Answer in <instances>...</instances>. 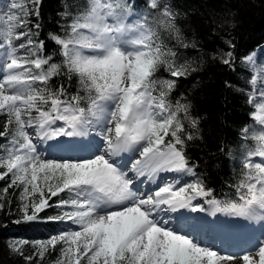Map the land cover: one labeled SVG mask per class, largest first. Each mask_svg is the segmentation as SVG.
<instances>
[{"label": "snow or ice", "instance_id": "6c2138e0", "mask_svg": "<svg viewBox=\"0 0 264 264\" xmlns=\"http://www.w3.org/2000/svg\"><path fill=\"white\" fill-rule=\"evenodd\" d=\"M41 2H12L18 13L0 16V115L7 117L0 137L8 135L9 125L15 126L11 140L2 146L7 155L0 156V169L5 170L0 180L11 174V186L23 185L22 218L15 223L43 219L39 214L47 216L46 210L54 208L59 211L48 219L78 225L79 230L62 231L35 245L43 256L62 244L66 264H81L84 258L85 264H225L238 259L218 254L191 233L178 230L171 214L179 213L176 220L183 221L186 212H208L193 203L206 198L211 215L264 219V160H251L264 158V131L254 136L256 147L243 153L242 167L247 171L237 186L238 201L209 198L211 190L185 151L186 142L198 138L185 132L183 123L191 105L168 99L175 80L153 78L161 67L171 77H187L197 70L195 61L179 63L183 54L159 40V31L164 30L174 34L180 47H198L195 40L186 41L180 34L167 0H148L150 11L140 13L129 0H88L75 15L65 5L58 15L70 17L71 22L61 25L63 35L49 32L48 39L59 46L69 77L78 75L87 93L70 98L64 84L55 89L49 85L61 73L59 64L50 63V55H40L45 47L38 39ZM30 16L36 17L35 23ZM133 16L136 19L130 22ZM23 37L27 39L14 43ZM228 44L235 47L231 41ZM232 57L228 51L221 63L232 67ZM246 59L254 66L252 56ZM250 95L249 102L258 104L261 113L257 120L264 125V98L257 101L255 94ZM190 123L197 128L199 119L193 117ZM92 132L102 141L93 147L103 151L80 160L45 158L38 150L39 141ZM168 173L175 174L171 181L162 175ZM65 192L69 195L49 203ZM9 247L26 261L32 260L17 244ZM258 254V261L243 255L244 264H264V246Z\"/></svg>", "mask_w": 264, "mask_h": 264}, {"label": "trees", "instance_id": "16d2710c", "mask_svg": "<svg viewBox=\"0 0 264 264\" xmlns=\"http://www.w3.org/2000/svg\"><path fill=\"white\" fill-rule=\"evenodd\" d=\"M167 3L176 13L175 24L184 40H195L198 47L182 48L174 34L164 30L159 31V40L183 54L178 59L179 63L195 61L193 66L197 70L187 77H171L161 67L153 78L175 80L176 87L168 99L173 104L179 100L181 104L187 101L191 105L189 117L183 123L185 132H191L198 138L187 141L185 151L198 166L196 171L203 178L205 187L211 190V196L224 202L237 201V186L244 179L240 161L246 149L252 146V141L243 135V131L250 129L253 123V103L249 101L250 94H255L253 72L244 59L263 49L264 0H167ZM65 5L75 15L78 9H84L87 2L42 0L40 4L38 39L45 42L41 55H50V63L60 65L61 75L54 76L49 82L53 89L64 84L69 98L77 94L85 96L87 93L80 84V78L75 73L69 77L62 63L63 57L59 54V46L48 39L49 32L63 35L61 25L71 22L70 17L58 15L65 11ZM132 5L137 13L150 11L148 0H133ZM28 19L33 23L36 21L35 16ZM229 41L234 48L229 47ZM228 51L233 53L232 67L221 63L220 58ZM213 56L216 58L213 59ZM180 115L183 117V113ZM193 117L199 119L197 128L191 127ZM6 120L5 115H0V132L5 131ZM14 128V124L9 125L8 135L0 137V150L12 138ZM9 177L11 175L0 180V203L4 204L3 210H0V264H58L62 252L60 244L55 249L50 248L43 256L28 243L19 246L25 256L32 257L31 261H26L9 247L10 242L16 240H43L56 227L55 222L48 219V216L54 215L53 209L46 210L47 216L41 212L39 216L43 219L15 225V221L22 218L19 197L23 187L11 186ZM10 229L17 231L9 235ZM81 264H85L83 260Z\"/></svg>", "mask_w": 264, "mask_h": 264}, {"label": "rangeland", "instance_id": "374dc122", "mask_svg": "<svg viewBox=\"0 0 264 264\" xmlns=\"http://www.w3.org/2000/svg\"><path fill=\"white\" fill-rule=\"evenodd\" d=\"M86 2H88V0H85ZM12 2H17L20 3L22 2V0H0V16H4L6 17L9 13H18L17 9H12L11 8V3ZM129 2L132 4L133 0H129ZM29 7H31V5H29ZM139 13V12H138ZM136 19L135 16L130 17L129 21L131 22L132 20ZM22 29H18L17 31H21ZM26 37H23L20 40H15L14 43L15 44H20L23 40H26ZM41 55V53H40ZM248 56H252L254 58V66L252 64H249L247 62V59H244L245 64H247L252 72H253V80H256V84L253 85L254 88V93H255V99L257 101H259L260 99L264 98L261 96V89L264 88V84H261V80H264V72H262L261 70L264 69V46L262 50H258L255 51L251 54H249ZM247 56V57H248ZM252 80V81H253ZM253 84V83H252ZM253 109H254V113L251 116L253 123L250 129H246L247 131H243V135L246 136L250 141H252V146L250 148H255L257 141L254 139V136L261 132L264 131V125H261L259 123V121L257 120V116L261 115V113L259 112V106L258 104L256 106L253 105ZM36 115V114H33ZM26 118V117H25ZM62 123V122H59ZM28 131H32L31 129H29ZM63 140L62 142H69L71 145L70 146H66V148L69 149H65L64 148H56L51 150L50 148H53L52 145H54L52 142H55L57 140ZM11 140V139H10ZM10 140H8L7 142H5L4 145H6ZM57 140H49V141H39L38 142V150L39 152L45 157V158H53L56 160H64V159H70L72 161H77L80 160L84 157H88L91 156L94 152V150H96L97 148L93 147L94 144H96L97 142H99L100 144H102V141L99 140V137L96 136L95 132H92L91 134H87V135H83V136H75V137H69L68 140H66L64 137H60ZM61 144V143H60ZM65 143H62V145ZM57 145V144H55ZM97 150L103 151V148H99ZM66 153H68V155H70L69 157L67 155H65ZM7 155V152L5 150V148H1L0 150V156H4ZM252 162H262V160H264V158H261L259 156H253L251 157ZM244 161V155L242 156L241 159V164ZM1 172L5 171L4 169H0ZM247 171L246 169H243V172ZM169 174V178L172 179L173 176H175V174ZM11 175V174H9ZM162 175H166V174H162ZM10 178V177H9ZM171 179H169L171 181ZM186 180H192L194 179L193 177H185ZM11 180V178H10ZM184 181H181V183H183ZM39 183V181H38ZM23 187V185H22ZM147 189V185H145V190ZM68 193H61L60 196L58 197H53L49 203H53L55 201H58L61 197H66L68 196ZM74 195V194H72ZM39 193L36 194L34 198H38ZM239 196L238 192H237V197ZM210 198V197H209ZM206 198H199L193 201L194 204H202L203 207H205L206 209H208V212L205 213H185V215L191 216V219L186 221V225L191 223V227H194L195 225H197L200 221L205 222L208 221L211 222V220L213 219L214 215H211V209L209 208L208 204L205 202ZM202 202V203H200ZM49 209H53L54 211V215L57 214V211H59L58 209H54V208H49ZM64 210L66 211H71L72 209L70 207H66ZM219 215V224L217 225V227H222L223 229H225L228 233L230 234H239L237 239L242 238L243 233H251L254 234V230L256 229L257 232L258 231H264V219H245L243 217H237V216H231V215H225L223 213H216ZM215 214V215H216ZM180 215L179 213H173L171 214L172 216V220L171 223L176 226L178 222H176V217ZM194 219L197 220L196 223H194ZM258 221L260 223H258ZM56 224V227L54 228L53 231L49 232V234L46 235V238L43 240H35V241H29V240H23V241H12V243L10 242V244H17L18 246L21 245H25L26 243H28L30 245V247H32L33 249H35L36 251H38V249L35 247V245L38 242H46L48 241L52 236H55L57 234H60L62 231H66L69 229H75V230H79V226L78 225H72L71 221H54ZM16 225V223H15ZM236 225L238 227L237 230L232 231V226ZM263 225V226H262ZM189 229V228H188ZM16 229H10L9 235L13 234V232H16ZM264 234V232H263ZM260 235V237L256 238L254 237L253 239V246L250 248H241V247H237L239 253H237L236 255H233L234 257H239L242 258L243 255L245 254H249L252 255L253 259L258 261L259 260V254H258V249L261 246H264V235ZM258 243L256 246L255 244ZM62 247L63 245L60 244ZM248 245V244H247ZM255 246V247H254ZM217 248L220 249L221 248V244H219V246L217 245ZM234 247H230V246H226L225 248V253H218V254H232ZM235 259V258H234ZM83 262L85 263L86 258L82 259ZM81 260V261H82ZM63 261L64 264H66V260L63 257V254L61 252L60 255V260L59 262ZM243 261V259H242ZM228 264V263H225ZM244 264V262H243Z\"/></svg>", "mask_w": 264, "mask_h": 264}, {"label": "bare ground", "instance_id": "6f19581e", "mask_svg": "<svg viewBox=\"0 0 264 264\" xmlns=\"http://www.w3.org/2000/svg\"><path fill=\"white\" fill-rule=\"evenodd\" d=\"M64 138L66 140H68L69 137H64ZM62 141L63 140L60 139V140H57V141L52 142V143L55 145V144H60ZM63 143H65V144L61 145L60 147H56V148H64V151H65V149H69V148H66V146H70L71 144L69 142H63ZM56 148H50V149L53 150ZM97 151L102 152V151L96 149V150H94L93 154L96 153ZM65 155H67L68 157L70 156V155H68V153H66ZM166 175L169 177V174H166ZM169 179H171V178H169ZM147 187H148V185H147ZM200 203H202V202H200ZM188 217H191V216H188ZM187 220H189V218H187V217H185L183 221L176 220V222H178V223L175 227H177L178 230H180V231L191 233L192 235H194L196 237V239L202 245L209 246L212 250H215L218 253H225L224 251H225L226 246H230L231 248L234 247L233 251H232V255H236L237 253H239L237 247H241L244 249L247 247L248 248L252 247L253 246L252 242H253L254 237L258 238L264 232V231H258L257 232V230L255 229L254 230L255 236H254V234H251V233H243V234H241V235H243L242 238L237 239L239 234L227 233L226 235H223L218 231L217 225L220 222L218 214L214 215L211 222H209V219H208V221H205L203 227L202 228L200 227L201 229L200 228L196 229L194 227H191L189 224L186 225ZM194 222H196V220ZM260 222L258 221V223H260ZM181 224H183V228L179 227ZM237 229H238V227L236 225L232 226V231H235ZM219 244H221L220 249L217 248V245L219 246ZM225 263L243 264V261H242V258H238V259L235 258L231 262H225Z\"/></svg>", "mask_w": 264, "mask_h": 264}]
</instances>
